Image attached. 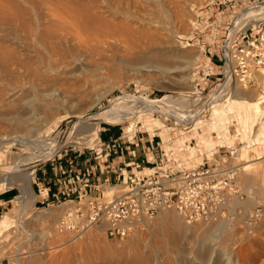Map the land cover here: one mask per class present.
<instances>
[{"label":"rangeland","instance_id":"rangeland-1","mask_svg":"<svg viewBox=\"0 0 264 264\" xmlns=\"http://www.w3.org/2000/svg\"><path fill=\"white\" fill-rule=\"evenodd\" d=\"M260 3V0H0V94L2 93L3 97L0 95V164L9 166L18 163L17 168L20 169L12 172L0 170V178L7 179L6 181L0 179V191L13 187L19 193L11 206L0 213V219L8 213L17 220L14 227L0 231V264H185V262H188L186 264H226L228 260V264H263L264 102L262 104L259 99L261 94L264 95L263 73L252 85H248L249 90L247 88H244L246 91L243 90L251 95L252 101L260 102V112H254L253 107L246 100H235L232 96L229 97L230 99H223V102L226 100L227 102L222 106L212 108L211 105L209 115L199 118L203 120L209 119L210 115L214 118L221 113L224 114V117L221 115L210 123L207 121L201 127L208 145L225 142L241 146L244 143H241L239 139L244 142H251V139H254L253 144L242 148V159L236 156L234 158V162L240 166L237 171V183L245 194L242 199L236 200L242 207V211L232 222L224 220V234L215 245L208 244L211 252L198 253L196 251L199 249L198 246L188 244L185 247L187 252L184 255L180 254L177 248L167 243L165 232L154 227L159 218L158 212L148 218L144 228L136 231L130 238L110 239L106 237L103 226L95 225L83 238L73 241L65 234L58 233L54 227L56 218L63 211V206L47 201L35 203L39 198L37 195L27 211L20 207L23 196L22 179L25 174L32 171L35 173L39 165L54 157L60 160L66 156L65 152L71 156L79 150H85L87 153L97 138L90 139L86 126L95 123L99 127L104 125L105 121L101 117L93 115L106 108L116 97L125 95V99L122 98L123 100L120 101L124 108V116L117 123L106 122L111 131L114 128L120 130L121 127H131L135 130L139 127L145 133L147 130L153 133V129L161 125L156 111L145 104L143 105L145 114L139 116L135 104L139 101L135 96L142 95L149 99H158L155 102L157 107L167 109L168 113L175 110L174 107H182L185 97L179 95L184 96L185 91L192 88L197 75L194 73L195 65L202 61L204 55L208 54V50L212 53L217 51L220 41L232 24L247 25L264 18V13L261 12L257 13V16L254 14L255 16L248 15L245 16L246 18H241L242 12ZM129 27L134 29V32L140 29L137 33L135 32L138 36L153 30L152 40L161 39L157 44L163 42L167 48L169 47L168 49L173 50L175 55L198 52L191 63L190 71L175 70L176 72L172 74H166L160 70L138 72L133 67L124 65L121 59L131 60L133 49L137 46L134 41L136 35L134 32L132 34V30L128 33ZM145 27L149 29L146 30ZM155 30L159 33L158 35H155ZM41 36L45 43L47 42L46 45L54 51L77 48L76 51L83 55V63L78 67V70L81 68L80 73L75 70V74L67 75L61 72L64 67L57 71L50 70L52 74L62 73L58 74L57 86L64 90L63 94L67 95L68 100H58V102L40 97L41 94L38 95L36 87L39 85L37 84H46L45 80L48 78H45L46 75L42 74L43 69H41V64L48 60V53L40 44ZM145 37L140 36L135 40L139 43L141 42L139 40H142L145 46L149 39L152 41L151 38ZM144 39H147L145 45ZM43 53L46 56L45 61H42ZM50 76L48 79L51 78ZM63 78L64 80L61 81ZM14 84L22 85L26 92L18 96V99L5 104V93L7 94L8 89ZM64 88L69 92L67 93ZM24 95L35 98L37 103L35 114L31 113L32 109L25 103L26 100L21 98ZM165 96L175 100L170 104H175L173 108L169 104H167L169 107H166L164 102L166 98L162 100L164 103L159 102ZM175 96L178 97L174 98ZM70 98L74 99L69 101ZM1 99H3L2 102ZM228 111L229 113L232 111L233 114L229 115ZM7 114L14 116L9 117L13 122L8 120ZM24 114L32 115V119L31 116L27 119L29 123L27 120L20 122L17 117ZM198 122L203 121H195L196 124ZM251 124L255 127L253 135H250L251 128L249 133L246 131V127ZM227 125L230 135H224L225 140L220 141V136L225 131L222 128ZM237 125H239L238 133L233 127ZM214 132L219 138L214 135ZM18 136L32 140L38 139L41 142L43 140L44 144L48 141L47 146L41 143L43 147L31 148L25 141H19ZM48 143L50 146L55 144L50 147ZM59 156L62 157L59 158ZM246 161L253 164L244 171L241 166H244ZM34 178L33 176L31 181L33 190L36 184ZM7 181H11L12 185L10 186ZM117 186L112 190L109 188L105 194L110 195L117 190ZM256 206L261 207V215L250 229L246 228L242 224L243 219ZM167 209L159 211H166L168 214L175 211L173 208ZM209 246L207 248H210ZM220 249L224 251H221L222 254ZM212 252L214 254H211ZM135 255H142L140 257L143 259L146 257L149 260H137ZM181 255L184 256L182 259L184 262L181 261Z\"/></svg>","mask_w":264,"mask_h":264},{"label":"built area","instance_id":"built-area-1","mask_svg":"<svg viewBox=\"0 0 264 264\" xmlns=\"http://www.w3.org/2000/svg\"><path fill=\"white\" fill-rule=\"evenodd\" d=\"M195 67L197 75L192 88L186 90L184 96L179 95L185 97L184 105L177 106L174 113L153 109L161 125L156 126L153 133L146 131L148 144L141 149L137 147L141 138L135 135L142 131L139 127L131 136H127L124 127L118 135L103 136L109 125L105 122L87 153L79 150V156L75 157L65 152L63 158L67 157V166L59 162V168L68 174L70 181H76L83 179V174L77 171L80 156L89 161L85 169L87 174L104 173L112 167L110 155H123L122 144H129L115 171L117 180L114 183L93 184L86 178L84 184L93 185L96 193L84 190L77 198L56 203L63 206L54 224L58 233L76 241L94 225H101L106 237L123 240L143 229L146 220L163 208L175 209L187 222L221 219L232 222L241 213L235 202L245 195L236 178L239 169L234 162L237 146L225 142L208 145L201 136H206L201 128L205 122L196 124L199 131H194V122L209 115L211 105L231 95L236 86L248 88L261 74L264 18L247 25L232 24L217 51L208 50ZM141 106L139 102L136 104L139 116L145 114ZM115 186L116 191L105 194ZM42 187L40 193L44 188L48 193V187ZM261 210L256 206L245 215L242 224L250 229L259 219Z\"/></svg>","mask_w":264,"mask_h":264},{"label":"bare ground","instance_id":"bare-ground-1","mask_svg":"<svg viewBox=\"0 0 264 264\" xmlns=\"http://www.w3.org/2000/svg\"><path fill=\"white\" fill-rule=\"evenodd\" d=\"M262 1H264V0H262ZM262 1H260L261 3L260 4H258V5H255L252 9H249V10H247V11H245L244 13L242 12V14H241V18H243V17H245V16H251V15H254V14H256V16H257V13H264V2H262ZM7 6V5H6ZM8 6H10V5H8ZM14 6V5H13ZM71 10V9H70ZM75 10V9H74ZM166 11V10H165ZM168 11V10H167ZM78 13V12H77ZM168 13V12H167ZM75 14V13H74ZM73 15V14H72ZM78 16V15H77ZM255 16V15H254ZM10 17V16H9ZM73 17H74V15H73ZM246 18V17H245ZM150 19V18H149ZM155 21V20H154ZM105 22V21H104ZM143 22V21H142ZM129 23H131V22H129ZM147 23H149V21L147 22ZM155 23H157V22H155ZM152 24V23H151ZM154 24V23H153ZM100 26V25H99ZM135 26V25H134ZM138 26V25H137ZM140 26V25H139ZM113 27V26H112ZM121 27V26H120ZM155 27V26H154ZM85 28H88V27H85ZM97 28V27H96ZM116 28V27H115ZM125 28V27H124ZM146 28V27H145ZM152 27H150V29H151ZM126 29V28H125ZM147 29H149V28H146V30ZM83 30H85V29H83ZM97 30V29H96ZM119 30V29H118ZM121 30V29H120ZM129 30L130 31H128V33L129 32H131V30H132V34H134L135 32L137 33V31L139 30L140 31V29H138L137 31H135L134 32V29H130V27H129ZM143 30V29H142ZM141 30V31H142ZM157 30V29H156ZM155 30V31H156ZM108 31V30H107ZM123 31V30H122ZM152 31L153 30H151V31H149L148 33H146L147 34V37H149V38H151V40H152V37H154L153 36V34H152ZM1 32V31H0ZM94 32V31H93ZM100 32V31H99ZM125 32V31H124ZM123 32V33H124ZM134 32V33H133ZM154 32V31H153ZM157 32V31H156ZM155 32V35L157 34H159L158 32L156 33ZM136 33H135V35H136ZM138 33H141V32H138ZM88 34V33H87ZM89 34H92V33H89ZM88 34V35H89ZM95 34V33H94ZM131 34V36H133V38H135L134 37V35H132ZM146 34L144 35L143 34V36L145 37L146 36ZM162 34V33H161ZM160 34V35H161ZM31 35V34H30ZM127 35V34H126ZM140 35V34H139ZM159 35V36H160ZM105 36H107V35H105ZM138 34L136 35V38L135 39H137L138 37L140 38V36L141 37H143L142 36V33H141V35L140 36H138ZM129 37H130V35H129ZM147 37H145V38H147ZM158 37V36H157ZM160 37H162V36H160ZM39 39V38H38ZM37 39V40H38ZM41 40H40V44L42 45V46H44L45 47V49H46V52L48 53V55H47V58H48V60L46 59V61H45V58H46V56H45V53H43V57H42V61H45L44 62V64L42 63L41 65V69H43L42 71V74H45L46 75V77L45 78H49V76H50V74L52 75V76H50L51 78L50 79H48V81H47V79L45 80L43 77V80H45L46 81V84H43V85H40V84H37V83H35V84H37V85H39L38 87H36V90L38 91V95H40V97L41 96H43L44 98H47V99H49V100H51V99H54V100H56V101H58V100H68V97H67V95H65V94H63V92H64V90H62V88L60 89L58 86H57V83H58V79H57V77L59 76L58 74H62V73H65V74H67V75H73V74H75V72L76 71H78L77 73H80V71H81V68H80V70H78V67L83 63V60H82V54H79L77 51H76V49L74 48H72V49H67V50H64V51H61V50H59V51H54V50H52V49H50V47H48V45H46V43H45V41H44V38L42 39V36H41V38H40ZM81 39H82V37H81ZM134 39V41H135V43L137 44V46H136V48L134 47V51H133V53L131 54L133 57H130L131 58V60H123V59H121V62L124 64V65H128V66H131V67H133L136 71H142V72H145V71H151V70H160V71H163V72H165L166 74H172V73H175L176 71L175 70H188V71H190V69L192 68L191 67V63H192V61L197 57V54H198V52H185V53H183L182 55L180 54V56H178V55H175V54H173V50H171V49H168L165 45H164V43L162 42L161 44H157L158 43V41H161V39L159 40V39H157V40H155L156 41V43L154 42V40H152V41H150V39H149V42L147 43V39H144V45H145V43H147V45H145V46H143V42H142V40H139V41H141L142 42V45H140L139 46V44L141 43H139V42H136V40ZM47 40V39H46ZM146 40V41H145ZM82 41H83V39H82ZM133 41V42H134ZM138 41V40H137ZM163 41V40H162ZM131 43V42H130ZM135 44V45H136ZM134 45V46H135ZM71 48V47H70ZM55 49V48H54ZM66 49V48H65ZM130 49V48H129ZM60 51H61V53H60ZM63 52V53H62ZM175 52V51H174ZM41 57V56H40ZM120 63V62H119ZM86 64V63H85ZM85 66V65H84ZM62 67H64L63 69H61V72L60 73H56V74H52L51 73V69H53V70H55V71H57L59 68H62ZM83 68V67H82ZM84 69V68H83ZM82 69V70H83ZM76 70V71H75ZM39 71V70H38ZM54 71V72H55ZM175 71V72H174ZM261 73H263L264 74V68L262 69V71H261ZM48 74V75H47ZM184 74H186V73H184ZM40 75V74H39ZM64 75V74H63ZM78 75V74H77ZM76 75V76H77ZM79 75H81V74H79ZM260 75V74H259ZM75 76V77H76ZM188 76V75H187ZM189 76H190V74H189ZM68 77V76H67ZM66 77V78H67ZM71 77V76H70ZM69 77V78H70ZM69 78H67V79H69ZM67 79H65L66 81H67ZM72 78H70V80H71ZM75 79H77V78H75ZM62 80H64V78L63 79H61V81ZM65 81V82H66ZM65 82L63 83V84H65ZM60 83H62V82H60ZM16 84V83H15ZM14 84V86L12 85V87L10 88V89H8V91H7V94L5 93V104H7V102L9 103L10 101H13L14 99H18V96H20L21 94H23V93H25L26 91H25V89H24V87L22 86V85H19V86H16ZM62 84V85H63ZM70 85V84H69ZM65 87V86H64ZM38 88V89H37ZM64 89H66V88H64ZM73 89V88H72ZM71 89V90H72ZM67 90V89H66ZM74 90V89H73ZM76 90H79V89H76ZM244 88H242V87H235V89H234V91H233V93L231 94V95H229L228 97H226L225 99H228L229 97H232L233 96V99H235V100H240V99H243V100H246L247 102H249V103H251V104H254V105H256L255 106V108H256V110H257V112H260L261 111V105L259 106V104H260V102L258 101V102H254V101H252V99H251V95H248V93H245L244 91H246V90H244ZM247 90H249L248 88H247ZM80 91V90H79ZM67 93L69 92V90H67L66 91ZM77 92V91H76ZM71 93V92H70ZM74 93V92H73ZM2 94V93H1ZM0 94V95H1ZM37 94V93H36ZM234 94V95H233ZM4 96V95H3ZM74 96H75V93H74ZM125 95H123V96H119V97H116L115 99H113L112 100V102L106 107V108H104L103 110H101V111H99V112H97V113H95L93 116H95V117H101L102 119H103V121H105V122H108V123H117V122H119L120 120H121V118H123L122 116H124L123 115V110H124V108L121 106V99L122 98H124L125 99V97H124ZM1 97H2V95H1ZM0 97V98H1ZM72 97V96H71ZM127 97V96H126ZM3 98V97H2ZM21 98H23V100H26L25 101V103H27V104H29L30 105V107H31V109H32V114H35L36 113V110H37V107H36V104L37 103H35V98L34 97H28V95L26 96V95H24L23 97H21ZM20 98V99H21ZM135 98L139 101V103L140 104H142V105H149V107L150 108H152V109H156V108H158L157 107V104L155 103L158 99H149V98H147L146 96H142V95H139V96H135ZM167 99V100H164V102H165V104H166V107H169V106H172V108H173V106L175 105L174 103H173V105H170L172 102H175V100H172V99H170L169 97L167 98L166 96L165 97H163L162 99H160L159 101H162L163 99ZM72 99H74V98H72ZM71 98L69 99V101L70 100H72ZM130 99V98H129ZM133 99V98H132ZM169 99V100H168ZM230 99V98H229ZM259 99H260V101H262V104H263V102H264V95H260L259 96ZM2 100L3 99H1V102H2ZM123 100V99H122ZM232 100V99H231ZM242 100V101H243ZM177 101V100H176ZM229 101V100H228ZM22 102V101H21ZM55 102V101H54ZM59 102V101H58ZM163 102V101H162ZM162 102H161V104H162ZM163 102V103H164ZM219 102L220 101H218V102H214L213 104H212V108L214 107V108H216V107H218V106H222V105H224L226 102H227V100L225 101V102H223L222 101V103L221 104H219ZM231 102V101H230ZM23 103V102H22ZM21 103V104H22ZM44 103V102H43ZM135 104H137V103H135ZM167 104H169V106H167ZM178 104V103H177ZM176 104V105H177ZM160 105V104H159ZM158 105V106H159ZM128 106V105H127ZM134 106V105H133ZM160 106H162V105H160ZM181 106V105H180ZM135 107V106H134ZM142 107V106H141ZM146 107H148V106H146ZM148 107V108H149ZM137 108V107H136ZM149 108V109H150ZM228 108V107H227ZM173 109H175V107L173 108ZM219 109V108H218ZM167 110V109H166ZM22 111V110H21ZM137 111V110H136ZM169 111V110H168ZM218 111V110H217ZM170 112V111H169ZM172 113H173V111H171ZM20 113V112H19ZM30 113V114H31ZM125 113V112H124ZM1 114H3V113H1ZM228 114L229 115H232L233 114V112L232 111H230V113H229V111H228ZM8 115V114H7ZM10 115L11 114H9L8 115V118L10 117ZM28 115V114H27ZM27 115H20V116H17L19 119H20V122H22V121H24V120H27L28 119V117L30 118V116H31V119H32V115H29V116H27ZM3 116H5L4 114H3ZM3 116H1V117H3ZM81 116H83V115H81ZM6 117V116H5ZM11 117H12V115H11ZM14 117V116H13ZM12 117V118H13ZM16 117V118H17ZM35 117V116H34ZM139 117V116H138ZM4 119V118H3ZM217 118H212V115H210L209 116V119H199V121H203V122H207V121H209V122H207V123H210L211 122V120H216ZM9 121L11 120V118H9L8 119ZM9 121H8V123H9ZM12 121V120H11ZM28 121V120H27ZM36 121V120H35ZM13 122V121H12ZM18 122V121H17ZM16 122V123H17ZM24 122H26V121H24ZM11 123V122H10ZM15 123V124H16ZM28 123H29V121H28ZM195 123V122H194ZM228 123H231V122H228ZM19 124V123H18ZM217 124H219V123H217ZM84 125V124H83ZM236 125V124H235ZM16 126H17V124H16ZM76 128V127H75ZM85 128V127H84ZM128 128V127H127ZM194 128H196L195 130H197V131H199V129H198V126L196 125V123H195V126H194ZM236 128H237V133L239 132V129H238V127L236 126ZM251 128V129H250ZM258 128V127H257ZM83 129V128H82ZM222 129H225V131L222 133V135L220 136V141L221 140H225V138H223V136L225 135H230V132H229V129H228V125L227 126H225L224 128H222ZM249 129H250V132H251V134L250 135H253V133H254V131H255V127H254V125H249L248 127H246V131L249 133ZM29 130V129H28ZM40 130V129H39ZM38 130V131H39ZM98 130H99V125L97 124V123H95V124H92V125H87L86 126V131L88 132V135H90L91 136V138L90 139H94L95 137L97 138V135H98ZM130 130V129H129ZM78 131V130H77ZM85 131V130H84ZM125 132H126V134H127V136H131L133 133H134V130H133V132L132 133H129L127 130H126V128H125ZM78 133V132H77ZM80 133V132H79ZM236 133V134H237ZM235 134V135H236ZM33 135V134H32ZM203 135V134H202ZM204 136V135H203ZM19 137V136H18ZM87 137V136H86ZM85 138V137H84ZM88 138V137H87ZM203 138H206V136H204ZM19 141H25V143H27V146H29V147H31V148H36L37 146H40V148L41 147H43V146H41L42 144L41 143H43V140H42V142L41 141H39L38 139H36V140H32V139H30V138H28V137H19V139H18ZM39 142H38V141ZM209 140V139H208ZM240 141H241V143H244V145L242 144L241 146H237V148H236V151H237V155H236V157L238 158H241L242 159V154H241V152H242V148L245 146V145H247V147L248 146H250L251 144H253V140L254 139H251V142H244L243 140H241V139H239ZM46 142H48V141H46ZM46 142H45V144H46ZM209 142H210V140H209ZM246 143V144H245ZM44 143H43V145H45ZM50 143H48V146H50L49 145ZM55 144V143H54ZM54 144H51L52 146L54 145ZM46 146H47V144H46ZM46 146H44V148L46 147ZM52 146H50V147H52ZM49 147V148H50ZM33 150V149H32ZM35 154V153H34ZM247 163L244 165V166H241V169L242 170H244V171H247L248 169H249V167L253 164V163H251V162H248V161H246ZM240 165V164H239ZM19 166V164L18 163H16V164H14V165H9V166H2V164H0V167H1V169L0 170H6V171H17V170H20V169H18L17 167ZM20 168V167H19ZM239 168H240V166H239ZM128 172H129V170H128ZM126 173H127V171H126ZM34 172L32 171L31 173H28V174H25V176H24V178L22 179V181H23V189H24V194H25V196H24V198H23V205H22V207L21 208H23L25 211H27L28 209V207H29V205H30V203H31V199H34V198H36L35 196H34V194H33V191H32V188H31V181H32V178H33V176H34ZM6 178V177H5ZM1 179V180H4V181H6L7 179ZM248 181V180H247ZM7 182H9V185L11 186L12 185V183H11V181H7ZM2 183H5V182H2ZM245 183H246V180H245ZM237 202V201H236ZM240 202V201H239ZM245 202V201H244ZM21 203V202H20ZM245 205V204H244ZM161 210H168L167 208H163V209H160V211ZM174 210V209H173ZM160 211H158V213H160L159 214V218H158V220L156 221V225L154 224V227L155 228H157V230H159V231H161V232H165V235H166V240H167V243L169 242V244H171V245H173L175 248H177V250H179V252H181L180 254H185L186 252H187V250H186V246L189 244V245H193V246H198L199 247V249L198 250H196V251H198V253L199 252H211V245H215L218 241H219V239H220V237L222 236V234H224V232H225V224H224V220H222L221 219V221L220 220H216V221H210V222H187L186 220H184V218L176 211H174V212H171V213H166V211H164V212H160ZM218 221V222H217ZM16 222H17V220L13 217V216H5V217H3L1 220H0V231L2 232V231H4V230H7V229H9L10 227H14V225H16ZM213 222H216V223H213ZM152 224V225H153ZM97 226H101V225H96V227ZM94 227H95V225H94ZM151 227V226H150ZM152 228V227H151ZM96 229V228H95ZM158 232V231H157ZM156 232V233H157ZM61 234V233H60ZM135 234V232L133 233V234H131L128 238H130L132 235H134ZM163 234V233H162ZM222 239V238H221ZM210 246H209V245ZM210 247V248H207L208 246ZM223 245V244H222ZM197 247V248H198ZM217 247V246H216ZM220 247V246H219ZM222 247V246H221ZM212 249H213V247H212ZM217 249V248H216ZM215 250V249H214ZM218 250V249H217ZM225 250V249H224ZM221 251L222 252H224L223 251V249H220V253H221ZM189 252V251H188ZM215 252V251H214ZM226 253V252H225ZM211 254H214L213 252L211 253ZM216 254V253H215ZM219 254V253H218ZM218 254H216V255H218ZM222 254V253H221ZM190 255V254H189ZM196 255H198V254H196ZM225 255V254H224ZM227 255V254H226ZM136 256V255H135ZM140 256H142V255H139V256H136L135 258L137 259V260H141V261H144L145 259H147V260H149L148 258H144L143 259V257H140ZM182 256V255H181ZM199 256H200V254H199ZM212 256V255H211ZM220 256V255H219ZM222 256V255H221ZM132 257H134V256H132ZM184 256H182V258H181V261H183L184 262V260H182V259H184L183 258ZM208 257H210L209 255H208ZM134 258V259H135ZM199 258H201V257H199ZM198 258V259H199ZM135 259V260H136ZM202 259V258H201ZM210 259H211V257H210ZM229 259V258H228ZM188 260V259H187ZM185 261H186V259H185ZM229 261V260H228ZM227 261V263L226 264H228L229 262ZM148 262V261H147ZM186 263H188V262H185V264ZM216 264H219V263H216ZM263 264H264V260H263Z\"/></svg>","mask_w":264,"mask_h":264},{"label":"crops","instance_id":"crops-1","mask_svg":"<svg viewBox=\"0 0 264 264\" xmlns=\"http://www.w3.org/2000/svg\"><path fill=\"white\" fill-rule=\"evenodd\" d=\"M247 102V101H246ZM249 103V102H247ZM250 106L253 107L254 112H257L254 104L249 103ZM223 116L224 114L221 113L218 116L214 117L217 118L219 116ZM224 117V116H223ZM238 129H239V125H237ZM125 129V128H124ZM130 129V130H129ZM126 130L129 133H132L134 128H126ZM120 132V130L118 128H114L111 131V128L108 126V130L106 132H103V136H108V135H118ZM136 137H140L141 140L138 144V149H141V147H143L144 145L148 144V137L147 134L143 131L141 132H137ZM135 137V138H136ZM129 144L127 143H123L122 144V152L123 155L118 156L115 154H111L109 157V161L111 162L112 167L105 169L104 173H99L98 171L95 172V174L99 175L100 178H98L94 172H90L89 174L86 173L85 169H86V165L89 163V161L87 162L86 159L84 158L85 156H80V162L77 166V171L83 174V179L81 180H74V181H70L69 176L66 172L62 171V169L59 168L58 163L61 162L65 167L67 166V157L63 158L62 160H49L47 162L42 163L41 165H39L36 168L35 171V175H34V182L35 184V188L33 191V194L35 197H37V195L39 196V198L35 201V203H44V202H51L52 204L58 203L59 201L66 199V198H77L80 193H82L84 190H86L89 193H96V190L93 188V185H85L84 184V180L86 178H88L90 180L91 183H95V182H99V184H105V183H114L117 180V176H116V170L117 167L120 165V160L123 159L124 157V153L127 150V146ZM73 156L78 157L79 154L78 152L73 154ZM126 160L129 159V156L126 155ZM91 163V162H90ZM130 172V170H129ZM32 183V182H31ZM24 186V185H23ZM40 186H47L48 187V193H47V189L44 188L42 193H40ZM32 188V186H31ZM36 192V193H35ZM19 195L18 190L16 188L10 187L4 190L0 191V213L3 211H6L7 208H9L12 204V201ZM25 194H24V189H23V196H22V200L24 198ZM21 201L20 207H22L23 205V201ZM35 200L31 199V203L32 201ZM30 203V205H31ZM238 207L241 208L242 211V207L237 204ZM28 209V208H27ZM11 216L8 213H5L3 217L5 216ZM1 218V219H2ZM0 219V220H1Z\"/></svg>","mask_w":264,"mask_h":264}]
</instances>
